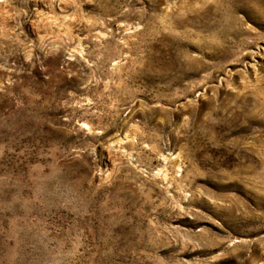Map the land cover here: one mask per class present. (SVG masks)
Listing matches in <instances>:
<instances>
[{
    "label": "rangeland",
    "instance_id": "1",
    "mask_svg": "<svg viewBox=\"0 0 264 264\" xmlns=\"http://www.w3.org/2000/svg\"><path fill=\"white\" fill-rule=\"evenodd\" d=\"M0 264H264V0H0Z\"/></svg>",
    "mask_w": 264,
    "mask_h": 264
}]
</instances>
